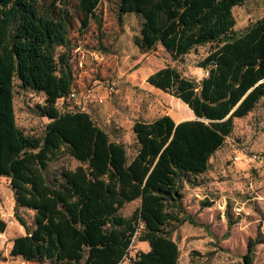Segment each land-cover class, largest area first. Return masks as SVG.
Returning <instances> with one entry per match:
<instances>
[{
  "label": "trees",
  "instance_id": "16d2710c",
  "mask_svg": "<svg viewBox=\"0 0 264 264\" xmlns=\"http://www.w3.org/2000/svg\"><path fill=\"white\" fill-rule=\"evenodd\" d=\"M103 1L0 0V177L9 180L13 216L25 233L12 240L9 253L38 264H121L137 240L149 250L136 252L130 264H178L173 232L186 222L197 225L182 207L181 181L205 173L234 120L264 98V16L236 33L232 9L245 0H117L120 14L141 19L132 39L140 53L161 45L178 60L210 47L196 65L205 73L199 81L171 66L147 77L195 118L135 121L138 147L129 159L88 113L56 107L73 88L74 19L81 31L91 21L100 24L95 12ZM58 47L64 51L56 56ZM15 84L44 96L37 113L49 123L39 137L15 122ZM61 154L79 165L48 180V166ZM136 200L130 216L119 214ZM22 209L33 212L31 224ZM5 229L0 217V232ZM258 243L248 242L245 264L253 263Z\"/></svg>",
  "mask_w": 264,
  "mask_h": 264
},
{
  "label": "rangeland",
  "instance_id": "374dc122",
  "mask_svg": "<svg viewBox=\"0 0 264 264\" xmlns=\"http://www.w3.org/2000/svg\"><path fill=\"white\" fill-rule=\"evenodd\" d=\"M95 13L101 18L100 24L91 21L86 30L81 31L74 19L69 34V64L76 97L59 100L56 107L60 112L88 113L110 141L124 146L130 159L138 147L132 131L135 121L150 122L163 115H169L174 122L195 118L178 99L150 86L147 77L171 66L199 81L205 73L196 65L210 47H197L178 60H173L161 45L140 53L132 40L139 33L138 16L120 14L117 0H104ZM232 13L234 31L242 33L264 16V0H245ZM63 51L56 48V56ZM14 90L17 126L27 135L41 136L47 122L38 115L37 107L43 105L44 96L21 90L17 84ZM78 165L72 157L61 154L49 164L46 177L52 180L60 169L73 170ZM180 185L182 207L197 225L186 222L173 232L179 250L178 264H245L243 256L250 240L260 242L255 246L252 264H264V98L247 116L234 120L231 135L210 158L208 170L185 178ZM139 204V200L128 203L119 214L128 217ZM13 208V191L9 181L2 177L0 217L6 229L0 232V264H38L9 253V243L25 234L14 219ZM20 214L31 224L32 211L22 209ZM148 250L147 243L134 240L121 264H130L136 252Z\"/></svg>",
  "mask_w": 264,
  "mask_h": 264
},
{
  "label": "built area",
  "instance_id": "2783aa9c",
  "mask_svg": "<svg viewBox=\"0 0 264 264\" xmlns=\"http://www.w3.org/2000/svg\"><path fill=\"white\" fill-rule=\"evenodd\" d=\"M90 55H91V57H94V53H91V52H90ZM75 97H76V93H75V92L73 91V89H72L71 92L69 93L67 99L72 100V99H74Z\"/></svg>",
  "mask_w": 264,
  "mask_h": 264
},
{
  "label": "crops",
  "instance_id": "0c3cea01",
  "mask_svg": "<svg viewBox=\"0 0 264 264\" xmlns=\"http://www.w3.org/2000/svg\"><path fill=\"white\" fill-rule=\"evenodd\" d=\"M235 8V7H234ZM46 119V118H45ZM46 122L47 123H49L48 122V119H46ZM181 122V121H180ZM47 123H45V125L47 124ZM176 123H179V122H176ZM26 134V133H25ZM0 178H2V177H0ZM3 178H5V177H3ZM7 179V178H6ZM8 180V179H7ZM9 181V180H8ZM11 246H12V241L9 243V249H11Z\"/></svg>",
  "mask_w": 264,
  "mask_h": 264
}]
</instances>
